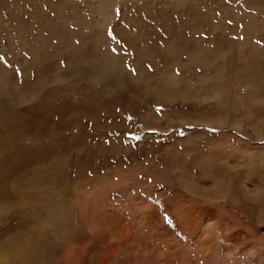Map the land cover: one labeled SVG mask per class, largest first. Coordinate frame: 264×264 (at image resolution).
Segmentation results:
<instances>
[{"label":"rangeland","instance_id":"rangeland-1","mask_svg":"<svg viewBox=\"0 0 264 264\" xmlns=\"http://www.w3.org/2000/svg\"><path fill=\"white\" fill-rule=\"evenodd\" d=\"M0 57V264H264V0H0Z\"/></svg>","mask_w":264,"mask_h":264},{"label":"bare ground","instance_id":"bare-ground-1","mask_svg":"<svg viewBox=\"0 0 264 264\" xmlns=\"http://www.w3.org/2000/svg\"><path fill=\"white\" fill-rule=\"evenodd\" d=\"M29 251L27 252V251H25V252H23V258L24 259H30V254H31V246H29ZM33 251V250H32ZM36 255V254H35ZM35 257V256H34ZM35 258H37V257H35ZM68 258V257H67ZM34 260V259H33ZM26 263V262H25ZM29 263V262H28ZM35 263V262H34ZM27 264V263H26ZM33 264V263H32ZM63 264H70V263H68V259H66V261L63 263Z\"/></svg>","mask_w":264,"mask_h":264},{"label":"snow or ice","instance_id":"snow-or-ice-1","mask_svg":"<svg viewBox=\"0 0 264 264\" xmlns=\"http://www.w3.org/2000/svg\"><path fill=\"white\" fill-rule=\"evenodd\" d=\"M119 10H117V12H118ZM229 23H231V21H229ZM110 35H111V33H110ZM113 51H115V49H113ZM3 59V57H0V60H2ZM149 131H155V129H150ZM141 137H139V136H136V139L137 140H139ZM169 218L167 217V215L165 216V220H168Z\"/></svg>","mask_w":264,"mask_h":264}]
</instances>
